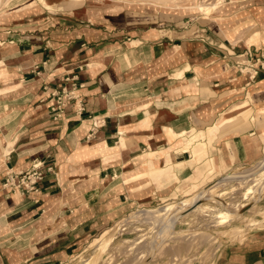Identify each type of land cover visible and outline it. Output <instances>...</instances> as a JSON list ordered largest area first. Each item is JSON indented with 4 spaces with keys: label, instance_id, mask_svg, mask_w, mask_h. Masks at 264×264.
Masks as SVG:
<instances>
[{
    "label": "crops",
    "instance_id": "1",
    "mask_svg": "<svg viewBox=\"0 0 264 264\" xmlns=\"http://www.w3.org/2000/svg\"><path fill=\"white\" fill-rule=\"evenodd\" d=\"M12 1L0 10V264H66L131 211L190 197L174 195V177H204L214 157L217 178L264 155L250 117L201 132L197 163L174 135L246 109L264 120V69L251 78L237 66L264 55V0H225L210 17L185 10L188 0ZM74 87L79 98L56 119L51 93ZM34 161L38 190L3 186ZM217 264H264V228Z\"/></svg>",
    "mask_w": 264,
    "mask_h": 264
},
{
    "label": "rangeland",
    "instance_id": "2",
    "mask_svg": "<svg viewBox=\"0 0 264 264\" xmlns=\"http://www.w3.org/2000/svg\"><path fill=\"white\" fill-rule=\"evenodd\" d=\"M11 1L1 0L0 10L10 7L12 5ZM18 1L24 0H13L12 2ZM193 2L200 1L194 0ZM221 4H224V0H221ZM200 13L210 17L212 11L211 13ZM246 114L245 119L241 123L248 121L250 117L253 121H259L263 127V121H260L259 115L253 114L252 109L247 111ZM261 114H264V112H261ZM194 132H196L195 129L192 130L190 137ZM202 133L204 134L201 137L204 138L207 136L208 129L206 132L202 131ZM176 135L184 136L186 141L190 138L186 136L187 133ZM208 145L211 148L212 142L208 143ZM208 158L209 154L207 153L201 164L203 168H205ZM259 159V163L254 161L247 166L229 169L228 172L214 178L215 173H221L222 169H217L214 166L213 157H211L213 168L210 173L206 172L204 177H200L197 180L189 178L184 182L174 177L179 182L175 186L178 191L174 195L187 194V191L193 189L194 183L198 185L197 191L192 194L188 193L187 195L191 196L185 197L179 202H167L163 207L155 209L150 207L146 208V210L138 208L131 211L125 218L112 225V230H110V233L114 234L112 242L107 246L98 261L96 260L100 254L101 246L98 245V242L105 231L81 246L66 264H217L220 254L230 243L242 241L247 234L264 228V166H259L260 161L264 160V155ZM226 170L228 169H223V171ZM238 174L244 175V177L227 181L217 188L208 189V194L207 192L206 194L212 193L210 196H215L218 199H208L195 208H198L196 212L191 213L186 218H184V214L181 216L183 206L195 204L189 199L198 191L210 187V184L220 177L228 175L227 177L230 178ZM172 180L171 178L170 181ZM197 204L194 206H197ZM170 205L181 207L177 211L179 214L176 215L171 213L176 207L168 210V219L180 217L174 220V223L169 227L171 229L166 235L159 233L156 224L148 221V219L147 222L142 216H136L138 213L143 215L151 214L155 210L167 208ZM134 214L139 218H135ZM198 214L202 216L201 219L193 217ZM186 220H190L194 227L198 224L202 229H188V225L185 226L183 224ZM252 220L254 221L251 222ZM120 225L121 227H119ZM106 231H109V229ZM147 247L153 251L150 255L144 256L148 251Z\"/></svg>",
    "mask_w": 264,
    "mask_h": 264
},
{
    "label": "bare ground",
    "instance_id": "3",
    "mask_svg": "<svg viewBox=\"0 0 264 264\" xmlns=\"http://www.w3.org/2000/svg\"><path fill=\"white\" fill-rule=\"evenodd\" d=\"M76 3L77 2H80V1H83V0H74ZM164 1H168V0H164ZM174 1V0H173ZM181 1V0H180ZM184 1V0H183ZM194 0H188V4L186 6H184L183 8L185 10H198L199 12H203V13H211V11H216L219 7H220V4H221V0H204L203 2H201L202 0H200V2H193ZM206 1V2H205ZM208 1V2H207ZM223 1V0H222ZM225 1V0H224ZM177 2V1H176ZM0 3H1V0H0ZM225 3V2H224ZM154 10V9H153ZM252 28V27H251ZM257 35V34H256ZM257 36H253L252 38L249 39L248 42H257ZM2 101V100H1ZM233 109V108H232ZM250 109H246L245 111H241L239 112L238 115L236 116H230V117H226V116H222L220 119H218V121L214 124V125H211L212 127H209L208 128V132H210L211 135L215 134L217 132V130H224L226 127L230 126V125H236V124H240L246 117V112L249 111ZM261 112H264V109L261 111ZM263 127H264V120H263ZM171 130V129H170ZM188 132V131H187ZM192 132V131H191ZM202 131H199V132H194L192 133V136L187 140V144L184 146V150H188L192 147V152L194 153V159H195V163L199 162L204 154V150H202V148L199 146V144L197 145H194V142L196 140L199 139L200 137V134H201ZM186 132H183L181 134H178V135H183L185 134ZM264 133V130L263 132ZM176 135V134H174ZM242 145V144H241ZM153 146V145H152ZM239 146V145H238ZM237 146V147H238ZM155 148V146H154ZM3 152V151H2ZM240 153V152H239ZM159 158V157H158ZM3 161V160H2ZM0 162V165L3 163V162ZM213 163H214V166L216 167L217 166V162L215 160V158L213 157ZM259 163V162H258ZM260 163H262L260 161ZM224 164V162H223ZM259 165V164H258ZM264 166V164L262 165ZM213 171V170H212ZM196 178V177H195ZM195 180V179H194ZM227 180H223L222 181V184H225ZM225 182V183H224ZM196 184L194 183V186H192V190L190 191H187V193L189 194H192L194 191H197L196 189ZM217 186V185H216ZM217 188V187H216ZM213 189V188H212ZM215 190V189H214ZM213 191V190H211ZM208 194V192H207ZM212 194V193H211ZM211 194H209L208 196H210ZM206 196V195H205ZM207 197V196H206ZM194 199H195V196H193L192 198L189 199V201H192L194 202ZM195 205V204H194ZM176 206L174 205H170L168 206L167 208H162V209H158V210H155L154 212H152L151 214L147 213V215H143V214H134V216H142L145 220L148 219V221H151L152 223L156 224L158 226V231L159 233H162L163 235H166L169 230L171 228H169L173 223H174V218H171L170 221L168 222V218H169V215L168 214V210H171L173 208H175ZM167 212V213H166ZM184 214V212L181 214V216ZM135 218H139V217H136ZM133 217V216H132ZM178 217V216H177ZM180 217V216H179ZM178 217V218H179ZM178 218H175V219H178ZM168 219V220H167ZM254 220H252L251 222H253ZM162 224H165V228L163 230H161V225ZM119 225V224H118ZM117 225V226H118ZM121 227V225L119 226ZM115 229V228H114ZM110 230L109 231H105L103 234H102V238L100 239V241L98 242V245H101L100 246V254L97 258L96 261H98L100 259V256L104 253L105 249L107 248V246L112 242V239H113V236L114 234H112V232L110 233ZM172 233V232H171ZM107 235V236H105ZM189 236V235H188ZM160 247V246H159ZM148 251L144 254V256H148L151 254V252L153 250H151L150 248H148ZM154 255V254H153ZM102 258V257H101Z\"/></svg>",
    "mask_w": 264,
    "mask_h": 264
},
{
    "label": "built area",
    "instance_id": "4",
    "mask_svg": "<svg viewBox=\"0 0 264 264\" xmlns=\"http://www.w3.org/2000/svg\"><path fill=\"white\" fill-rule=\"evenodd\" d=\"M237 66L242 72H246L251 78H254L257 76L260 69H264V55H261L256 59H252L247 55H240L237 61ZM51 94L55 98L52 110L55 112L56 119L62 116L69 101L73 99L77 100L79 98V94L76 93V87L72 90H67L65 88L62 90H55ZM76 105L80 112L84 110V105L79 101H77ZM41 166L42 162L34 161L32 166L26 170H8L3 186L13 190H23L27 192L38 190L37 184L43 178Z\"/></svg>",
    "mask_w": 264,
    "mask_h": 264
},
{
    "label": "water",
    "instance_id": "5",
    "mask_svg": "<svg viewBox=\"0 0 264 264\" xmlns=\"http://www.w3.org/2000/svg\"><path fill=\"white\" fill-rule=\"evenodd\" d=\"M262 163H260V165L259 166H262L263 164H264V160H262L261 161ZM229 175V174H228ZM228 175H225L224 177H220L219 179H217L216 181H214L213 183H211L210 184V187H208V188H204L203 190H201V191H198L194 196H195V199H194V203H195V205L197 204V202H198V204H197V206H194V204L192 205V206H189V205H186V206H183V209H181V212H184V215L186 214V213H188V212H190L191 210H193V209H195L196 207H198L199 206V204H201L202 202H205L206 200H208V199H218L217 197H215V196H208L207 194H206V192L208 191V189H211V188H213V187H219L221 184H222V180H224V179H226L227 181H231V180H234V179H239V178H242V177H244V175H235L234 177H227ZM238 176V177H237ZM227 181H225V182H227ZM224 182V183H225ZM217 185V186H216ZM207 197H206V196ZM180 207L181 206H177L171 213H173V215H176V214H179V213H177V211L178 210H180ZM171 219V218H170ZM170 219L168 220V222L170 221ZM179 219V218H178ZM175 220V219H174ZM176 222H177V220H176ZM165 224H162L161 225V230H163L164 228H165Z\"/></svg>",
    "mask_w": 264,
    "mask_h": 264
}]
</instances>
